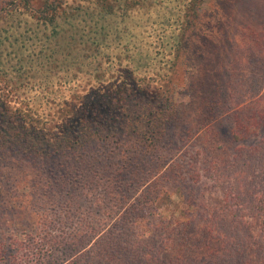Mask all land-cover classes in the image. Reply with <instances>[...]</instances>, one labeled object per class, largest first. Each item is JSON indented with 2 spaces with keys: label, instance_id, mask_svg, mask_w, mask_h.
<instances>
[{
  "label": "trees",
  "instance_id": "16d2710c",
  "mask_svg": "<svg viewBox=\"0 0 264 264\" xmlns=\"http://www.w3.org/2000/svg\"><path fill=\"white\" fill-rule=\"evenodd\" d=\"M211 2L0 0V159L18 154L37 180L14 197L28 200L13 206L28 222L16 217L0 237V264H264V88L239 93L230 116L229 91L207 100L224 105L211 115L175 104L180 65ZM186 116L208 121L215 151L233 145L203 162L219 204L164 186L167 171L138 174L154 186L130 195L119 186L125 174L89 170L99 143L126 166L157 151Z\"/></svg>",
  "mask_w": 264,
  "mask_h": 264
},
{
  "label": "rangeland",
  "instance_id": "374dc122",
  "mask_svg": "<svg viewBox=\"0 0 264 264\" xmlns=\"http://www.w3.org/2000/svg\"><path fill=\"white\" fill-rule=\"evenodd\" d=\"M201 24V30L193 35L180 65L175 104L184 105L190 111L194 107L202 115H211L221 111L224 105H220L217 111V107L206 106L207 100L216 101L229 91L232 98L227 100L225 111L230 116L233 113L231 108L243 99L239 93L252 95L264 88V0H213L204 6ZM205 107L209 113L202 110ZM207 122H188L186 116L183 123L170 128L157 151L137 154L136 160L126 166L122 165L123 160L115 153L117 150L105 148L99 143L91 150L92 153H88L96 161H92L89 170L125 174V180L123 178L119 186H128L130 195L140 183L154 186L152 178L149 180L142 176L137 180L138 174L150 176L157 171H167V179L161 182L164 186L182 187L183 193L188 191L197 200L203 197L209 204H219L222 199L220 184H215L209 174L204 172L203 162L206 164L209 156L218 158L231 155L233 145L223 142L222 152L210 147L212 140L206 137L203 128ZM210 125L212 133L219 131L217 123L210 122ZM232 125L231 119L223 126L230 128ZM68 167L73 169L78 166L68 164ZM24 168L18 154L0 159L1 238L12 234L11 223L16 217L28 222L29 212L24 211L25 216L22 217L17 209L20 204L26 205L28 200L23 197L14 198L37 182L30 178L29 171H24ZM78 169L83 170V167ZM175 174L182 177V182L176 183L173 180ZM172 200L176 203L177 196L174 195ZM15 205L17 208L14 210Z\"/></svg>",
  "mask_w": 264,
  "mask_h": 264
}]
</instances>
